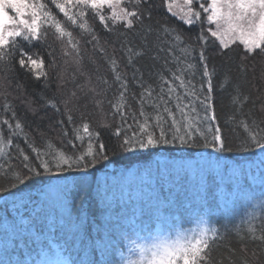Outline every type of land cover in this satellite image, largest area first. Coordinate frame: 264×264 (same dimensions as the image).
I'll list each match as a JSON object with an SVG mask.
<instances>
[{
	"label": "trees",
	"instance_id": "trees-1",
	"mask_svg": "<svg viewBox=\"0 0 264 264\" xmlns=\"http://www.w3.org/2000/svg\"><path fill=\"white\" fill-rule=\"evenodd\" d=\"M183 5L0 0V264H264V45Z\"/></svg>",
	"mask_w": 264,
	"mask_h": 264
},
{
	"label": "rangeland",
	"instance_id": "rangeland-1",
	"mask_svg": "<svg viewBox=\"0 0 264 264\" xmlns=\"http://www.w3.org/2000/svg\"><path fill=\"white\" fill-rule=\"evenodd\" d=\"M95 1L103 3L111 0ZM190 1L175 0L176 9L180 10L184 3L190 4ZM207 2L209 19L216 31L222 34L220 38L223 41L242 37L252 48L264 45V0H207ZM258 155H264V148L258 151ZM178 238L171 239L159 233L149 240L148 238L136 240L128 256L132 261H143L147 258L150 264H174L177 260L183 261L185 255L180 249L183 244ZM45 264L63 263L48 260Z\"/></svg>",
	"mask_w": 264,
	"mask_h": 264
}]
</instances>
